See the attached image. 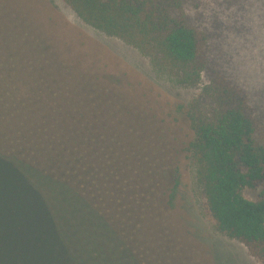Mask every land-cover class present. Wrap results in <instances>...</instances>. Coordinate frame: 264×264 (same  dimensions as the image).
I'll list each match as a JSON object with an SVG mask.
<instances>
[{"label": "trees", "instance_id": "trees-1", "mask_svg": "<svg viewBox=\"0 0 264 264\" xmlns=\"http://www.w3.org/2000/svg\"><path fill=\"white\" fill-rule=\"evenodd\" d=\"M87 25L149 55L177 84L207 71L186 0H63ZM212 73L176 113L181 144L121 94L118 77L66 63L0 0V264H186L173 222L188 153L215 230L264 264V144L245 92ZM174 142V143H173Z\"/></svg>", "mask_w": 264, "mask_h": 264}, {"label": "rangeland", "instance_id": "rangeland-1", "mask_svg": "<svg viewBox=\"0 0 264 264\" xmlns=\"http://www.w3.org/2000/svg\"><path fill=\"white\" fill-rule=\"evenodd\" d=\"M2 2L30 18L66 63L100 77H118L125 99L151 116L176 144L192 139L193 133L175 107L193 104L212 73L222 72L248 97L258 120L256 137L264 144V0H186L188 20L207 34V71L192 85L177 84L149 55L87 25L63 0ZM195 173L188 153H183L172 217L186 264H260L241 243L215 230L204 214ZM242 193L247 200L264 201L262 186Z\"/></svg>", "mask_w": 264, "mask_h": 264}]
</instances>
